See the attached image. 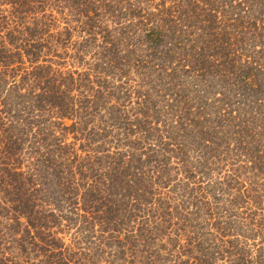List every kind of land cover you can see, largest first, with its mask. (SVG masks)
<instances>
[{
	"label": "trees",
	"instance_id": "trees-1",
	"mask_svg": "<svg viewBox=\"0 0 264 264\" xmlns=\"http://www.w3.org/2000/svg\"><path fill=\"white\" fill-rule=\"evenodd\" d=\"M0 264H264V0H0Z\"/></svg>",
	"mask_w": 264,
	"mask_h": 264
}]
</instances>
